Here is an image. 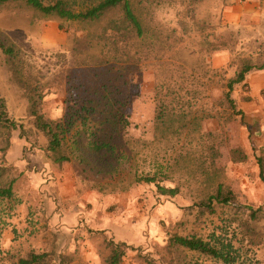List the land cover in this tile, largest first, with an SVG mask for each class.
<instances>
[{"label":"rangeland","instance_id":"rangeland-1","mask_svg":"<svg viewBox=\"0 0 264 264\" xmlns=\"http://www.w3.org/2000/svg\"><path fill=\"white\" fill-rule=\"evenodd\" d=\"M133 6L142 38L133 31L108 37L106 28L121 18L118 8L97 21L69 22L23 1L0 5V43L16 52L8 62L0 49V97L11 117L33 132L28 90L37 86L49 118L63 116L70 94L98 90L114 98L101 103L96 120L112 119L121 108L131 122L115 134V154L101 152L95 167L73 160L57 168L19 128L0 127V186L14 179L13 196L0 198V264L43 252L49 257L41 264H106L108 240L131 246L121 264L149 258L223 264L171 246L173 233L224 235L241 255L234 264H264L257 163V157L264 163V75L255 94L246 81L264 68L235 85L234 109L217 104L242 65L264 64V0H133ZM118 43L125 54H116ZM209 111L217 116L201 119ZM148 174L176 195L138 181ZM219 184L233 198L208 207Z\"/></svg>","mask_w":264,"mask_h":264},{"label":"trees","instance_id":"trees-1","mask_svg":"<svg viewBox=\"0 0 264 264\" xmlns=\"http://www.w3.org/2000/svg\"><path fill=\"white\" fill-rule=\"evenodd\" d=\"M11 1H23L44 16H56L60 20L69 22L97 21L109 11L118 8L122 13L121 18L112 20L110 26L106 28V31H110L108 37L112 39L126 38L133 31L137 37L142 38L145 33L143 22L135 13L133 0H0V5ZM123 41L125 39L120 42ZM114 43H116L115 40ZM0 49L7 56L8 62L15 59L16 52L13 47H7L0 43ZM114 50L116 54H125L126 48L120 47L118 43L114 46ZM117 59L118 57L115 58L116 61ZM263 68L264 64L260 66H254L249 63L242 65L236 76L223 85L217 104L223 107L225 103H228L234 109L235 102L232 92L235 85L245 82L246 74L250 71ZM28 92L30 93L29 114L34 118L33 132L29 133L23 123L10 116L5 99L2 97H0V127L8 130L19 128L21 136H25L26 141L30 142L31 148L42 149L45 157L53 165L58 166L57 168L66 163H71L73 160L95 167L93 160L101 158V152L108 155L115 154V134L123 133L131 125L127 115L122 113L121 108H118L116 112H112L113 114L111 113L112 119L107 118L104 121L95 119V115L98 114L97 109L101 106V103L114 98H110L111 92L104 94L96 90L84 97L76 96L74 93V95L70 94V97L65 100L66 109L64 114L59 118H49L43 112V96L37 86L28 90ZM181 104L178 108L180 112L185 114L186 109L183 103ZM161 106L167 108L164 103ZM163 112L162 109L161 114ZM216 116L217 113L209 111L201 119L215 118ZM106 124L109 127H106ZM36 136L42 137L45 140V145L40 147ZM257 163L261 169L260 177L264 180L262 157H257ZM3 171V167L0 165V174ZM145 176H140L138 181L143 180L147 183H153L162 195H176L178 190L161 185L160 181L156 179V175L148 174ZM13 184L14 179L10 180L6 185L0 186V198H11L13 196ZM232 195L233 191L225 192L223 185L219 184L216 193L208 197L205 204L208 207H212L214 201L227 203L233 198ZM168 243L177 248L211 256L215 260L223 262V264H234L240 260L241 256L239 250L234 248L230 239L215 233L209 235L206 239L196 235L173 233L169 234ZM107 245L110 247V253L106 258V264H121L122 258L126 255V250L131 247L125 242H116L114 240H108ZM48 257L49 253L47 252L32 253L29 258H20L18 264H41ZM145 260L149 264H155L152 261L154 259Z\"/></svg>","mask_w":264,"mask_h":264},{"label":"crops","instance_id":"crops-1","mask_svg":"<svg viewBox=\"0 0 264 264\" xmlns=\"http://www.w3.org/2000/svg\"><path fill=\"white\" fill-rule=\"evenodd\" d=\"M262 75H264V73H259L254 77L250 75V77L246 79V81L248 80L250 82L252 94L257 93L263 87V80L260 78Z\"/></svg>","mask_w":264,"mask_h":264}]
</instances>
